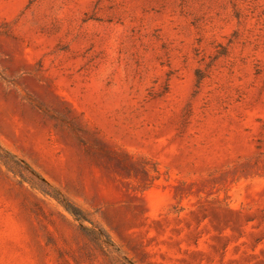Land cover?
Listing matches in <instances>:
<instances>
[{"label": "rangeland", "instance_id": "rangeland-1", "mask_svg": "<svg viewBox=\"0 0 264 264\" xmlns=\"http://www.w3.org/2000/svg\"><path fill=\"white\" fill-rule=\"evenodd\" d=\"M0 264H264V0H0Z\"/></svg>", "mask_w": 264, "mask_h": 264}, {"label": "trees", "instance_id": "trees-1", "mask_svg": "<svg viewBox=\"0 0 264 264\" xmlns=\"http://www.w3.org/2000/svg\"><path fill=\"white\" fill-rule=\"evenodd\" d=\"M60 202L66 207V209L71 212L76 218L80 220H84L85 216L83 215L82 211L76 207L74 204H72L70 201L60 200Z\"/></svg>", "mask_w": 264, "mask_h": 264}]
</instances>
